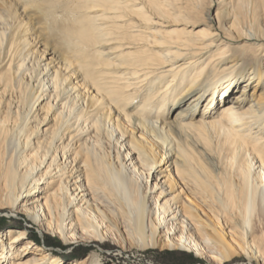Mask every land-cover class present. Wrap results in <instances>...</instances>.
Returning <instances> with one entry per match:
<instances>
[{
	"label": "bare ground",
	"instance_id": "bare-ground-1",
	"mask_svg": "<svg viewBox=\"0 0 264 264\" xmlns=\"http://www.w3.org/2000/svg\"><path fill=\"white\" fill-rule=\"evenodd\" d=\"M40 3L0 0V264H264V0Z\"/></svg>",
	"mask_w": 264,
	"mask_h": 264
},
{
	"label": "rangeland",
	"instance_id": "rangeland-1",
	"mask_svg": "<svg viewBox=\"0 0 264 264\" xmlns=\"http://www.w3.org/2000/svg\"><path fill=\"white\" fill-rule=\"evenodd\" d=\"M25 1H32L34 3H38V7L41 4L42 0H25ZM194 1V0H193ZM201 4V3H200ZM17 8L19 7L20 4H15ZM55 8V7H54ZM52 8V9H54ZM202 8V4H201ZM44 10H46V15L45 12L43 11L42 13H39L37 7H31L28 8L27 14H30L31 20L33 22H36L34 24L35 30H38V33L42 41L48 42L49 44H53V46H57L58 40L57 37H54V34H57L58 29L60 28V22L66 20L65 18V13L61 11L58 7L56 10H58L54 15L50 14L51 8L49 7H44ZM40 15V17H39ZM194 17H191L189 19V22L193 23L195 21H200L203 18V15L198 14L197 17L196 15H193ZM196 18V19H195ZM37 19H40V22H37ZM200 26L195 27L194 29H200ZM3 70V69H2ZM137 104V103H136ZM132 108H128V111L130 113H133ZM154 116H151L153 118ZM171 136V135H170ZM12 224V219L5 216H0V231L5 230L7 227H9ZM36 228L33 226L28 227V232L33 234L32 239L36 236ZM55 239V238H54ZM46 246L47 248L53 249L56 253L62 254V259H64V262L66 260H69L71 258L78 259L79 257H82L84 254L89 252L91 249L88 250H83V251H78L75 252L73 250H68L66 249L61 243H57V240H46L45 239ZM86 248V247H85ZM90 248V247H89ZM98 253H100L103 257H101V260L103 261V258L105 257H110L109 260L113 261V264H207L204 259L197 257L195 255H192L190 253H181V252H174V251H157V249H152V250H133L132 252L128 253L127 255L123 256H113L110 255V253L107 254V251L103 248L98 250ZM241 256H236L234 260H231L230 262L226 264H241Z\"/></svg>",
	"mask_w": 264,
	"mask_h": 264
}]
</instances>
